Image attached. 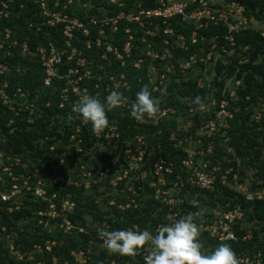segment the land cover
I'll return each instance as SVG.
<instances>
[{
    "label": "trees",
    "instance_id": "16d2710c",
    "mask_svg": "<svg viewBox=\"0 0 264 264\" xmlns=\"http://www.w3.org/2000/svg\"><path fill=\"white\" fill-rule=\"evenodd\" d=\"M3 1L7 8L3 10L0 5V11L7 12V16L0 15V264H133L134 258H139L137 264H146L138 252L144 247L151 248L150 245L141 246L132 256L111 253L104 247L100 232L91 230L90 224L97 222L102 231L148 230L155 234L178 210L179 217L197 212L196 219L206 225L215 220L217 209L227 212L237 207L242 217L231 223L235 239L219 241L207 231L199 232L201 251L209 254L219 245L227 244L237 259H247L249 264H256L258 259L259 264H264V197L256 196L264 192V37L256 30L240 29L233 34L234 45H230L225 39L226 28L219 24L198 29L196 42L191 43L192 26L185 27L177 18L169 21L173 34L165 36L168 43L163 44L161 35L166 25L157 24L156 20L154 24L158 28L145 24L154 37L144 35L143 29L123 18L116 21L113 31L109 20L120 12L155 8L157 0H123L121 6L109 0H80L87 3L86 11L78 7L77 0H46L49 12L74 18L88 30L85 35L82 28L71 29L70 46L66 47L64 23L47 24L33 0ZM136 1L141 3L139 7L134 6ZM227 1L242 5L247 18L264 17V0ZM102 18L108 22L89 23L90 19ZM179 35H183L185 50L175 45ZM206 41L215 43L218 50L208 60L211 43L207 45ZM128 42L126 55L124 46ZM23 44L28 53L22 51ZM49 44L58 51L74 49L76 55L68 64L64 54L55 65V75L44 84V67L34 53L38 47L48 49ZM107 46L111 51L106 50ZM147 46L150 57L146 56ZM166 48L171 53L174 76L182 77L177 66L191 57L196 64L187 68L186 73L197 72V75L169 86L166 99L157 102L158 108L175 109L174 114L167 112L157 123L146 118L140 121L130 116L131 105L136 94L151 80L146 72L149 61L153 58L155 65H164L167 58L160 61V56ZM230 50H233L230 56L223 58L226 64L215 57L227 55ZM114 51L122 55L120 60ZM78 57L84 59L83 66L75 64ZM138 61L140 68L134 66ZM206 64L212 65L213 78L209 82L203 80L198 86L197 78ZM74 66L77 73L69 74L67 69ZM85 72L88 75L84 76ZM118 80L119 86L114 89ZM227 80L239 81L233 88L236 100L224 89ZM74 87L102 103L111 91H119L127 98L114 108L105 103L108 124L99 137L91 124L82 122L73 111L79 100ZM159 89L151 96L159 94ZM1 95L7 103H3ZM197 98L200 103L208 98L204 111L199 110ZM223 99L228 100L226 109L232 115L226 119L227 129L219 128L215 118ZM181 115L191 123L188 131L177 129L176 118ZM207 121H214L218 130L207 138L198 136L196 131ZM111 126L116 127L118 136L109 139L105 132ZM173 133L176 140H170ZM188 136L192 140L200 139L203 150L207 143L212 145L211 152L203 156L210 167L219 168L217 182L210 190L192 188L185 180L187 173L181 161L186 153L175 141L185 144L183 140ZM138 138L142 143L137 142ZM136 146L144 153L142 160L134 163L136 172L131 179V174L123 175V170L131 169L129 156L137 155ZM157 158L173 166L165 187L172 185V181L182 184L176 188L177 208L156 199L155 188L149 184L155 183L153 165ZM227 170L226 183L222 184L219 177ZM247 171L252 172L246 192L252 193L251 199L229 187L233 174L237 182H242ZM142 174L144 177L140 178ZM117 177L121 180H116L115 189L123 191L121 199L109 195V190L99 192L102 186L109 189L110 182ZM83 179L89 182L82 183ZM127 185H132L133 192L127 191ZM37 188L41 196L35 195ZM130 198L135 204L130 203ZM210 209L215 212L209 214ZM52 212L57 216H51ZM247 231L251 232L250 237L243 239ZM78 254L83 262L76 257Z\"/></svg>",
    "mask_w": 264,
    "mask_h": 264
},
{
    "label": "built area",
    "instance_id": "2783aa9c",
    "mask_svg": "<svg viewBox=\"0 0 264 264\" xmlns=\"http://www.w3.org/2000/svg\"><path fill=\"white\" fill-rule=\"evenodd\" d=\"M11 1V0H10ZM215 0H185V1H176V0H157V6L155 8L152 9H141L137 12H130L128 14H124L123 12H120L119 15L114 18V19H109L111 20V25H112V30L115 31L116 30V21L119 19H125L128 22H132L135 23L138 27L140 28H144L145 24H147L149 27L150 26H154L155 28H158L156 25V23L154 24V21L160 22V24L162 25H166V28L163 29L162 34H164L165 36H170L173 34V30L168 26V23L170 20H177V18H179L180 20V24L184 21H187L189 19L195 21L198 24V28L199 29H203V28H207L209 25L212 26H217L219 24H222V26H224L226 28V32H225V39L228 40L230 42V45H234V40H233V34L239 32L240 29L242 30H247V27L244 26L246 24V20L247 17L245 16V9L242 5L236 3L235 1H227V0H223V5L222 8H216L214 9L213 6V2ZM110 3H116L118 2V6H121L119 0L118 1H114V0H109ZM34 4H37L40 8V14L42 17H44L47 21V24L49 25H53L55 23L58 22H63L64 23V28H63V35L66 38L65 40V46L69 47V38L71 37V29H73L74 27L77 28H82V32L83 34H88V30L87 28H83V25H81V23H78L76 21V19L73 22H70L72 25L70 28L67 27V23L70 19H67L65 16H60L59 14H56L57 12H49L46 6V0H33ZM0 5L2 6L3 10L7 8V3H5L3 0H0ZM188 8H191L189 12H187ZM3 10L0 11V15H2ZM4 16H7V12H5ZM225 16H227L228 18H233L234 24L232 27H228V25L226 23H224L225 20ZM105 19V20H102ZM99 19V21H95L96 19H90L89 23H93L95 24L96 22L102 24H106L108 22L107 18H102ZM244 20V25L242 24H237L238 20ZM101 20V21H100ZM101 29L99 30V34H101ZM126 32H128V29L126 30ZM146 35H151L153 33V31H151L150 29H146ZM192 33V31H191ZM196 34L195 32H193V36L191 34V43H195L196 42ZM259 34L264 37V30L263 32H259ZM149 35V36H150ZM6 38H8V33L5 36ZM179 37V36H178ZM192 37H195V39H192ZM129 39H131V36L128 37ZM167 39V38H166ZM164 39V40H166ZM179 39V38H178ZM162 40V41H164ZM167 42H165V44L168 43V39L166 40ZM181 41V40H179ZM183 44H182V49H186V44L184 43V39L182 40ZM163 43V42H162ZM96 44H99V40H96ZM164 44V43H163ZM15 45V42H12V46ZM10 46V45H8ZM180 47V46H179ZM180 47V48H181ZM107 51H111L110 46L106 47ZM22 51L28 53V48L25 44L22 45ZM168 51V50H167ZM116 53V51H114ZM129 52V42L125 44L124 46V53L127 55ZM37 54L40 57L41 60V64L44 67V71L46 74V77L44 79V84H48L50 79L55 75L56 73V68L55 65L58 64L61 61V57L66 54V61L68 64H70L72 58L76 55V51L74 49H71L69 52H67L66 49H62L60 51L56 50L53 45L49 44L48 45V49L45 47H38L36 49V53H34V55ZM163 55V54H162ZM161 55V56H162ZM118 56L120 57L119 59L122 58L121 54L116 53V57L118 58ZM154 58L157 57V54L155 53V56L152 55ZM160 56V58H161ZM191 61H193L192 57L190 58ZM76 65L79 66H83L84 64V59L81 57H78L76 59ZM75 65V66H76ZM69 67L68 73L69 74H76L77 73V69L76 67ZM88 75V72H85L84 76ZM79 80V78H78ZM230 81V80H228ZM74 83V82H73ZM120 81L118 82V86H119ZM234 87L239 85V81H234ZM161 84V83H160ZM155 90L158 89V86H154ZM225 89V88H224ZM73 91L78 94V98H80L83 95H87L85 93V90H82V93L78 91V89L76 87L73 88ZM112 92V91H111ZM230 97H232L233 99H236V95L234 92V89L232 91L229 92ZM3 103H7L8 101L6 100L5 96H3ZM201 105V104H200ZM228 105V100H221L219 103V109L217 110L216 116L215 118L218 119V123H224V125L227 124L226 119L227 118H231V113L227 111L226 107ZM199 107V106H198ZM161 109H165V111L162 112V116H160V114H155L156 116V121L154 123H157L158 121H160L164 116H166L167 112L174 114V112H171L170 110L166 109V108H161ZM205 110V108H204ZM202 110V111H204ZM192 111V110H191ZM154 119L153 117H151L150 115H145L142 118L138 119L140 121H144L146 119ZM210 122H214V121H207L205 123V125L201 126L200 129L201 130H209L213 129L215 126V122L213 123L214 125H212V123ZM213 127V128H212ZM94 134L96 137H99L101 134V131H94ZM210 135V134H209ZM208 135V137H209ZM118 136L117 134V130L115 126H111L107 129V131L105 132V137L112 139V138H116ZM138 143H142L141 138L137 139ZM138 146H140V144H138ZM201 150H194L191 152H185L186 153V157L181 161V164L183 166V168L185 169L187 175H186V182L189 183V185L192 188H197L200 191H205V190H210L214 187L215 183L217 182V172H218V167L217 166H209L207 162H205L203 160V156L208 154L210 152V150L207 148L206 150H203L202 148H200ZM136 151H137V155H131L129 156L130 160L133 161V163L139 162L142 160L143 158V153L144 150L141 147H137L136 146ZM129 150L126 151V154H128ZM200 159V160H199ZM154 175L156 177V181L157 182H162L161 180L162 178L166 181L167 176H169L171 173H173V166L170 163H167L163 158H157L154 165ZM229 171H225L223 174L220 175L219 177V181L224 184L226 183V174ZM144 175V174H143ZM120 178L117 177V179L113 180L115 182H110V183H114V185L116 184V180H119ZM232 183L229 184L231 187L230 189L232 191L235 192H240L243 191L241 193L246 194V199H251L252 196L248 193H246L248 190L246 188L242 187V184L240 182H237V176L235 174L232 175ZM172 185L175 186V188H177L179 185L182 186V184H178L177 181H172ZM238 189V190H237ZM242 189V190H241ZM240 190V191H239ZM35 195L41 196L42 192L40 189H35ZM257 198H263L264 197V192L260 193H256ZM156 198V197H155ZM157 199V198H156ZM164 199V198H163ZM195 204V203H194ZM169 205V203H168ZM69 208H71L69 206ZM195 214V215H194ZM174 217H176V213L172 214ZM197 215V212L193 213V219L194 222L197 224V221L195 220V216ZM240 217H242V213L240 211V209L237 208H233L232 210H228L227 212H222L220 214H218V216L215 217V220L210 223V224H206L204 230L201 231H212L215 232V228H216V224H214V222L216 220H218V227L220 230H222V235L221 237H225V238H220L219 236H213L210 235V232H208V234L210 235V237H216L219 241H226V240H234V234L231 231V223L233 222V220L235 219H240ZM176 219H173V221H175ZM172 223V220H171ZM170 221L168 224H171ZM214 225V226H213ZM202 227V225H201ZM67 229V227H66ZM246 236L243 237V239H248L250 237L251 232L247 231L246 232ZM225 239V240H222ZM247 261V259H246ZM259 264L258 259L256 260Z\"/></svg>",
    "mask_w": 264,
    "mask_h": 264
},
{
    "label": "clouds",
    "instance_id": "9594fccd",
    "mask_svg": "<svg viewBox=\"0 0 264 264\" xmlns=\"http://www.w3.org/2000/svg\"><path fill=\"white\" fill-rule=\"evenodd\" d=\"M127 98L119 91H112L102 103L95 96L83 95L74 105L82 122L90 123L94 131H101L107 126L105 103L109 108L118 107ZM200 103L199 98L196 100ZM202 106V105H201ZM158 111V104L146 88H142L131 105L130 116L140 119ZM107 251L132 256L146 244L151 252L145 257L146 264H238L233 250L227 244H221L211 253L201 251L198 241L199 228L192 215L181 217L171 224L160 226L155 234L148 230H113L103 231Z\"/></svg>",
    "mask_w": 264,
    "mask_h": 264
},
{
    "label": "rangeland",
    "instance_id": "374dc122",
    "mask_svg": "<svg viewBox=\"0 0 264 264\" xmlns=\"http://www.w3.org/2000/svg\"><path fill=\"white\" fill-rule=\"evenodd\" d=\"M115 2L116 1H118V0H114ZM176 1H185V0H176ZM119 2H120V4L121 5H123L124 3H123V0H119ZM77 3H78V7H80V8H82V9H85V11H86V8L88 7L87 6V3H83V2H81L80 0H77ZM140 2L139 1H136V2H134V6L135 7H139L140 6ZM91 6H93L92 4H91ZM213 6H214V9H216V8H222V6H224L223 5V0H215L214 2H213ZM4 14H5V12H3L2 13V15L4 16ZM56 14H58V13H56ZM264 15V14H263ZM75 19L74 18H72V19H70L68 22H66L67 23V27L68 28H70L71 27V23L70 22H73ZM102 20H105V19H102ZM223 20H225L224 21V23H226L227 25H228V27H232L233 26V24H234V21H233V18H228L227 16H225V19H223ZM91 21V20H90ZM95 21H97V20H95ZM101 21V20H100ZM242 24V25H244V20L243 19H241V20H238V23L237 24ZM182 24L185 26V27H187V26H192V28H191V30H192V36H193V32H195V33H197V30L199 29L198 28V24L195 22V21H193V20H191V19H189V20H187V21H184V22H182ZM244 26H246L247 27V29L248 30H251V29H253V30H256V31H258V32H263V30H264V17L262 18L261 17V19L260 20H256V19H254L253 18V16L252 17H250V18H247V20H246V24L244 25ZM141 29H143V31H144V35H146V28L144 27V28H141ZM150 35V34H149ZM150 36H152V37H154L155 35H153V34H151ZM161 36H164L163 37V39L162 40H164V39H166L165 38V35L164 34H162ZM160 36V37H161ZM191 36V35H190ZM179 39H178V42H176V46H182V44H183V35H179V37H178ZM192 39H195V37H192ZM167 40V39H166ZM166 40H164V41H162L164 44H165V42H167ZM179 40H181V41H179ZM196 40V39H195ZM143 41H145V39H144V37L142 36L141 37V42H143ZM204 42V41H203ZM212 41H206V43H207V45H209L210 43H211ZM149 47H150V45H148ZM147 46V48H146V56H149L150 57V55H151V50L149 49V47ZM179 47V48H180ZM209 47V51L207 52V57H206V60H208V59H210L211 58V56H212V53H216L218 50L217 49H215L216 48V45H215V43H211V45L210 46H208ZM180 49H182V47L180 48ZM168 49L166 48V49H164V52H163V55L161 56V58H160V61H164L165 60V58H167L166 60V62H164V65H161V64H158V65H155L154 64V59L153 58H151V60L149 61V63H148V65L146 66V72H147V74L150 76V78H151V80H150V82L144 87V88H146L147 90L148 89H150V90H152L151 91V93L150 94H153L154 92H156L157 91V89L155 90V87L154 86H158V87H160L161 89H159L160 91H159V94H157L156 96H154L153 98L156 100V102H161L162 100H164V99H166V91H167V88H169V86L170 87H174V85H176V84H179V82H180V80L181 81H184V82H186V81H188V80H190L191 78H193L194 79V77L197 75V72H195L194 74L191 72V73H186V71L188 70L187 68H191L192 67V65L193 64H196V60L195 59H193V61L191 62V60L190 61H181L179 64H178V68H177V72L182 76L181 78L180 77H177V76H174L175 74H174V70H173V67H172V65L170 64V60L172 59L171 58V53H170V51H167ZM182 50H184V49H182ZM225 49L223 48V51H224ZM233 52V50H230L229 51V54H227V55H222L221 54V56H216L215 55V57H218V58H220V59H222L223 60V58H225V56H230V54ZM153 55L155 56V53L153 52ZM117 58V57H116ZM120 57L118 56V58L117 59H119ZM120 60V59H119ZM201 61V59L198 61V62H200ZM241 61V60H240ZM141 61H138V62H136V63H134V66L135 67H137V68H140V63ZM222 63L223 64H226V62L223 60L222 61ZM210 66H212V65H209V64H206L205 65V67L203 68V70H202V74H201V77H198L197 79V85L198 86H200L201 85V82H203V80L205 81H207V82H209L210 80H212V78H213V74H212V72L210 71L211 70V67ZM186 73V74H185ZM166 74H170L169 76H166ZM171 77H173L172 79H170ZM120 80H118V81H116L115 83H114V89L115 88H117L118 87V82H119ZM161 83V84H160ZM234 83H232L231 81H228L227 80V82L225 83V90H229V92L230 91H232L233 90V88H234ZM174 91H175V89H174ZM225 93V91H223L222 92V94H224ZM1 96H3V95H1ZM212 95L211 94H208V97H211ZM233 100H236V99H233ZM207 101H208V98H206V100H204V102L203 103H199V110L200 111H202V110H204V108H205V104L207 103ZM210 101V100H209ZM4 102V101H3ZM202 106H201V105ZM263 107H264V104H263ZM166 109H168V110H170L171 112H174V111H176L175 109H173V108H171V107H166ZM192 109H189L188 110V112H192L191 111ZM163 111H165V109L163 110V109H161V108H158V111L155 113V114H160V116H162V112ZM263 111H264V109H263ZM155 114H152V115H150L151 117H153L154 119H148L149 121H152V122H155L156 121V116H155ZM188 119H190V117H188ZM176 122H177V129L179 128V129H182L184 132L185 131H188V129L190 128V125H191V123L190 122H188L187 121V117L186 116H183V115H181V116H178L177 118H176ZM210 123H212V122H210ZM214 123V122H213ZM212 123V125H214ZM205 125V124H204ZM201 126H203V125H201ZM218 126H219V128H222V129H227V124L226 125H224V123H218ZM213 128V127H212ZM216 130H218V128L216 127L215 128V126H214V128L213 129H210L209 128V130H201L200 128L196 131V134L198 135V136H200V137H205V138H207L208 137V135L210 134H212V133H214V132H216ZM209 135V136H210ZM170 140H176V135H175V133H173L171 136H170ZM183 141H185V144H181V142L178 140V141H175V145L177 146V147H181V149H182V151L183 152H191V151H194V150H201L200 148H202V143H201V140L200 139H194V140H192V138H191V136H188V137H186L185 138V140H183ZM209 149L210 150V152H211V150H212V145H210V143H207V147H206V149ZM100 150L102 151V150H104V148L103 147H100ZM209 152V153H210ZM208 153V154H209ZM102 160V159H101ZM200 160V159H199ZM0 165H1V161H0ZM129 166H130V168L131 169H124L123 170V175H129V174H131V179H132V177L133 176H135V172H136V169H135V167H136V164H134L133 163V161L131 160V162H129ZM133 169V170H132ZM135 169V170H134ZM4 170H6V168H4ZM86 176H87V174H86ZM140 176V175H139ZM250 176H252V172L251 171H247L246 172V174H245V178H246V180H243L242 182H240L241 184H242V187L243 188H246L247 190H248V187H249V182H250ZM83 177V176H82ZM121 177V179L123 178L122 176H120ZM144 177V175L142 174L141 176H140V178H143ZM136 178V177H135ZM120 179V180H121ZM115 180V179H114ZM162 181H163V183L160 181V182H157L156 180H155V183L154 182H150L149 184L151 185V186H153L154 188H155V197L157 198V199H159V200H161L162 202H165V203H169V205L171 206V208L172 207H174L175 206V208H177L178 207V205H177V203H176V194H177V192H178V189H176L175 188V186L174 185H168L169 187H165L166 185H167V181H165L163 178L161 179ZM119 181V180H118ZM118 181H116V184H117V182ZM82 183H84L85 182V184H87L89 181L87 180V179H83L82 181H81ZM112 182H115V181H112ZM169 182V181H168ZM111 184V183H110ZM118 185V184H117ZM111 187L108 189L107 187H105V186H102V187H100V189H99V192H104L105 190H109V192H110V194L109 195H111L112 197H115V198H120L121 199V194L123 193V191L121 190V191H118V190H116L115 188H116V186L114 185V183L113 184H111L110 185ZM127 191H130V192H133L132 191V185H127ZM229 187H231L230 185H229ZM178 188V187H177ZM238 190V189H237ZM242 190V189H241ZM240 191V190H239ZM240 192H243V191H240ZM249 194V193H248ZM250 194H252V193H250ZM164 198V199H163ZM112 200V199H111ZM112 203H114V200H112L111 201ZM130 203L131 204H135L134 202H133V200H132V198H130ZM129 203V204H130ZM63 207H66V204H64L63 205ZM200 210H203V208H200ZM179 211V210H178ZM178 211H176V212H174V213H176L177 215H176V217H174L172 214H171V217H169V221H170V223H171V220H172V222H174L173 221V219H179V218H181V217H179V215H178ZM211 209L210 210H208V212H209V214L211 213ZM212 212H215L214 210L212 211ZM220 213H222V211L220 210V208L219 209H217V211L215 212V217L216 216H218V214H220ZM195 215V214H194ZM51 216H57V214L56 213H54V212H52V214H51ZM200 218V217H199ZM195 220L197 221V225H198V228H199V232H202L201 230H204V228H205V226L206 225H204L203 223H201V222H199L197 219H196V216H195ZM219 220V219H218ZM218 220H216L215 222H214V224H216V228H215V232H212V231H207V232H210V235H213V236H219L220 238H225L224 236L223 237H221V235H222V230H220L219 228H217L218 227ZM201 225H202V227H201ZM46 226V225H45ZM214 226V225H213ZM244 226V225H243ZM90 229L91 230H93V229H96L98 232H100V237L101 238H103L104 239V237L101 235V233L103 232L102 230V227H99V225L97 224V222H93V223H91L90 224ZM206 231V230H205ZM209 235V236H210ZM222 240H225V239H222ZM9 247L11 248V246H10V244H9ZM151 248L149 247V248H146V247H144L143 249H142V251H139L138 253H139V256L142 258H144L145 259V257L151 252ZM144 253V254H143ZM81 262H83V258H82V256H80V254H78L77 256H76ZM28 259H31L30 257L28 258ZM138 260H139V258H134V263H138ZM237 261H238V264H249L248 263V261H246V259H244V258H238L237 259ZM133 263V264H134ZM129 264H132V263H129ZM256 264H258V262L256 261Z\"/></svg>",
    "mask_w": 264,
    "mask_h": 264
},
{
    "label": "water",
    "instance_id": "95a60500",
    "mask_svg": "<svg viewBox=\"0 0 264 264\" xmlns=\"http://www.w3.org/2000/svg\"><path fill=\"white\" fill-rule=\"evenodd\" d=\"M104 247H105V243H104ZM106 248V247H105Z\"/></svg>",
    "mask_w": 264,
    "mask_h": 264
}]
</instances>
